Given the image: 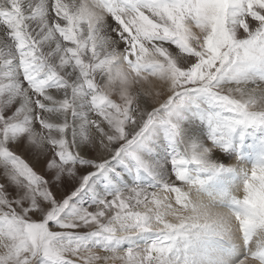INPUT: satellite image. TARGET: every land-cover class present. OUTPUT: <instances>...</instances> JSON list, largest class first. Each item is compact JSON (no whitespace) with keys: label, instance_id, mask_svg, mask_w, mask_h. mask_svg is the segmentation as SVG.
Returning <instances> with one entry per match:
<instances>
[{"label":"snow or ice","instance_id":"snow-or-ice-1","mask_svg":"<svg viewBox=\"0 0 264 264\" xmlns=\"http://www.w3.org/2000/svg\"><path fill=\"white\" fill-rule=\"evenodd\" d=\"M0 264H264V0H0Z\"/></svg>","mask_w":264,"mask_h":264}]
</instances>
